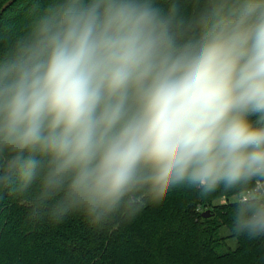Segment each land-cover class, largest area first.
I'll return each instance as SVG.
<instances>
[{
  "label": "clouds",
  "instance_id": "obj_1",
  "mask_svg": "<svg viewBox=\"0 0 264 264\" xmlns=\"http://www.w3.org/2000/svg\"><path fill=\"white\" fill-rule=\"evenodd\" d=\"M0 33V200L94 228L177 187L264 237V0H49Z\"/></svg>",
  "mask_w": 264,
  "mask_h": 264
},
{
  "label": "trees",
  "instance_id": "obj_2",
  "mask_svg": "<svg viewBox=\"0 0 264 264\" xmlns=\"http://www.w3.org/2000/svg\"><path fill=\"white\" fill-rule=\"evenodd\" d=\"M49 0H40V9ZM34 0H0V33L25 29L35 18ZM6 45L0 42V53ZM223 191L202 197L174 188L159 204H148L134 219L118 218L102 228L81 214L62 223L29 218L26 200H0V264H264V237L232 231L234 205H217ZM211 211L209 218L202 214ZM229 233L222 237V232ZM236 243L235 248L226 245Z\"/></svg>",
  "mask_w": 264,
  "mask_h": 264
},
{
  "label": "rangeland",
  "instance_id": "obj_3",
  "mask_svg": "<svg viewBox=\"0 0 264 264\" xmlns=\"http://www.w3.org/2000/svg\"><path fill=\"white\" fill-rule=\"evenodd\" d=\"M233 200H234V196L233 195H231V196H224L221 199H218L215 202V204H217V205H229V204H232L233 203ZM205 211H207V209H205ZM202 216H203V214H202ZM228 233H229L228 230H224L222 232V237H225ZM224 245H226V246H228L230 248H235L236 247V243H234L232 241H228Z\"/></svg>",
  "mask_w": 264,
  "mask_h": 264
},
{
  "label": "water",
  "instance_id": "obj_4",
  "mask_svg": "<svg viewBox=\"0 0 264 264\" xmlns=\"http://www.w3.org/2000/svg\"><path fill=\"white\" fill-rule=\"evenodd\" d=\"M211 215H212V214H211V211H209V210H207V211H205V212L203 213V217H204V218H209Z\"/></svg>",
  "mask_w": 264,
  "mask_h": 264
}]
</instances>
